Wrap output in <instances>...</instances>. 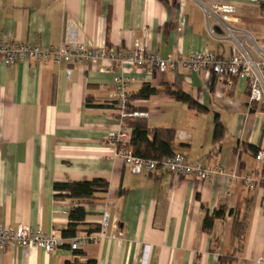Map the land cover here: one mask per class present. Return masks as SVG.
I'll list each match as a JSON object with an SVG mask.
<instances>
[{"label": "crops", "instance_id": "1", "mask_svg": "<svg viewBox=\"0 0 264 264\" xmlns=\"http://www.w3.org/2000/svg\"><path fill=\"white\" fill-rule=\"evenodd\" d=\"M212 3L235 7L234 24L250 36L245 47L255 58L251 44L262 41L263 24L258 6L246 0H0V35L40 48L71 38L87 48L125 52L140 41L161 58L205 51L227 58L232 44L207 32L202 7ZM104 65L110 71H101ZM115 74L128 79V96L143 83L169 85L206 107L198 112L165 93L130 101L134 111L148 114L149 128L175 130L174 151L185 163L220 166L223 173L209 181L162 170L133 174L106 141L109 131L125 126L109 103ZM215 115L225 127L218 141ZM263 117L264 104H249L243 78L227 87L224 78L180 64L150 73L105 60L7 64L0 57V225L61 235L73 203L55 199L53 183L95 178L106 180L108 190L85 204L81 229L99 224L104 212L113 220L103 237L76 252L6 244L0 264H218L222 257L228 259L223 264H264V162L243 149H264ZM220 206L224 218L203 231L205 212ZM234 215L247 219L240 248Z\"/></svg>", "mask_w": 264, "mask_h": 264}, {"label": "built area", "instance_id": "2", "mask_svg": "<svg viewBox=\"0 0 264 264\" xmlns=\"http://www.w3.org/2000/svg\"><path fill=\"white\" fill-rule=\"evenodd\" d=\"M259 8V16L262 21V41H252L251 48L256 54L252 57L246 50V41L251 40L235 26V7L230 4L212 3L210 6H203V13L206 21L207 32L218 41H228L232 44L233 53L227 58H219L213 53L196 52L186 58L176 59L171 55L161 58L158 54L146 49L143 42H136L125 52L116 48H87L80 42L67 38L58 46L40 48L31 46L24 42L15 41L0 35V57L7 64L33 60L38 63L51 62L54 64L65 63L87 64L105 60L116 63L121 70L126 67L144 69L153 73L175 71L180 64L186 70L194 73L210 72L218 78L226 80L227 87H231L234 78H243L247 82L248 102L253 104H264V0H246ZM221 31L218 33L215 29ZM111 66H101L103 72L110 71ZM70 73V69L67 70ZM122 72V71H121ZM115 92L109 96V103L118 117L122 120L127 117L146 118V112L131 111L127 103V82L128 79L122 74L113 76ZM125 128V129H124ZM264 129V117L262 120ZM131 132L125 125L123 128L109 131L106 141L115 146V155L119 157L133 174L142 172L152 173L158 170L167 171L174 175L191 176L197 181L211 180L213 175L223 173L220 166L205 168L199 163L191 165L184 162L183 156L175 153L172 156L162 159H146L135 156L128 147ZM255 158L264 161V149H260ZM232 176V175H231ZM234 177V176H232ZM247 187L253 186V179L250 175L244 177ZM113 220L107 212L103 213L99 224L88 226L73 237L65 238L51 230L43 232L32 231L26 224H18L14 228L0 225V261L5 251L6 244L14 243L24 251L31 248H40L47 253L54 252L59 248L68 246L69 250L77 251L86 242H94L103 237ZM97 227V228H96ZM96 228V229H95ZM140 264H146V259H141Z\"/></svg>", "mask_w": 264, "mask_h": 264}, {"label": "trees", "instance_id": "3", "mask_svg": "<svg viewBox=\"0 0 264 264\" xmlns=\"http://www.w3.org/2000/svg\"><path fill=\"white\" fill-rule=\"evenodd\" d=\"M160 93L169 94L177 101L184 103L187 107L198 112L207 111L206 107L202 106L189 94L185 93L181 89L173 88L169 85H165L162 88H156L151 86L149 83H143L136 92L127 97V103L130 106V101L132 99H146L151 95ZM130 110L134 111L131 106ZM122 120L131 132L128 147L135 156L146 159H162L175 154V130L173 128L151 129L148 126L147 120L140 117H127ZM224 132L225 127L219 122L217 115H215L212 134L213 140H220L224 135ZM243 147V149L246 148L254 156H256L257 152L260 150L258 147L246 144H244ZM53 190L55 199H69L73 203V206L68 212L69 222L66 227L60 231L61 236L69 238L84 229H81V223H83L87 215L85 204L100 198L101 195L106 193L108 190V183L106 180L100 178L84 181H57L53 183ZM225 213L226 208L223 206L218 207L211 213L206 211L201 222L202 230L210 232L213 228L214 222L217 219L224 218ZM228 213L231 215L233 212L232 210H229ZM246 220L245 216L241 219H239L236 215L233 216V238L237 240L238 244H240L239 248L244 239L245 228L247 225ZM227 260V258L222 257L218 264H223V262H227ZM64 264H96V261L94 259H87L84 263L66 262Z\"/></svg>", "mask_w": 264, "mask_h": 264}]
</instances>
